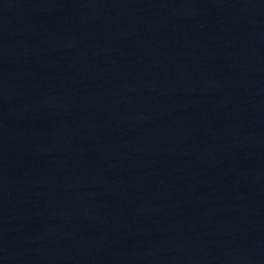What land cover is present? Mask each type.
I'll return each mask as SVG.
<instances>
[{"label": "water", "instance_id": "95a60500", "mask_svg": "<svg viewBox=\"0 0 264 264\" xmlns=\"http://www.w3.org/2000/svg\"><path fill=\"white\" fill-rule=\"evenodd\" d=\"M0 264H264V0H0Z\"/></svg>", "mask_w": 264, "mask_h": 264}]
</instances>
